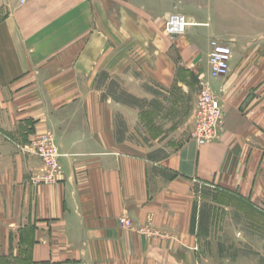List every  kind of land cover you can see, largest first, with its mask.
<instances>
[{"label":"crops","instance_id":"crops-1","mask_svg":"<svg viewBox=\"0 0 264 264\" xmlns=\"http://www.w3.org/2000/svg\"><path fill=\"white\" fill-rule=\"evenodd\" d=\"M171 12L196 25L169 38ZM211 39L232 51L217 80ZM198 75L216 139L155 158L128 140L149 119L107 89L144 100ZM45 133L59 173L33 185L41 163L17 146ZM200 197L264 220V0H0V264H199Z\"/></svg>","mask_w":264,"mask_h":264},{"label":"rangeland","instance_id":"rangeland-1","mask_svg":"<svg viewBox=\"0 0 264 264\" xmlns=\"http://www.w3.org/2000/svg\"><path fill=\"white\" fill-rule=\"evenodd\" d=\"M108 92L148 117L149 125L136 123L134 132L130 133L135 137L127 138L149 146L153 158L170 153L191 137L195 127L198 84L184 90L154 89L150 91V98L144 100L129 97L114 88L107 89ZM118 131L120 138L128 133L121 121ZM199 203L200 218L202 215L199 264H264V220L249 208L245 210L236 203L228 206L225 197H200ZM130 228L129 231L134 230Z\"/></svg>","mask_w":264,"mask_h":264},{"label":"built area","instance_id":"built-area-1","mask_svg":"<svg viewBox=\"0 0 264 264\" xmlns=\"http://www.w3.org/2000/svg\"><path fill=\"white\" fill-rule=\"evenodd\" d=\"M196 25L189 21L179 12H171L165 19V34L174 39L186 33L189 27ZM232 51L227 44L218 40L209 41V51L207 54L208 76L212 80H217L229 71V63ZM198 97L196 102L195 127L191 133V138L198 144H205L216 139L217 130L223 120V110L218 97L211 90L208 80L202 76H197ZM18 151L37 158L41 163V171L32 177L33 185L51 184L56 182L59 173L58 159L60 152L54 142L51 133L35 135L25 145H18ZM119 226L123 230H130L132 223L126 219L119 220ZM139 233H149L142 229Z\"/></svg>","mask_w":264,"mask_h":264},{"label":"trees","instance_id":"trees-1","mask_svg":"<svg viewBox=\"0 0 264 264\" xmlns=\"http://www.w3.org/2000/svg\"><path fill=\"white\" fill-rule=\"evenodd\" d=\"M120 102L125 103V101H120Z\"/></svg>","mask_w":264,"mask_h":264}]
</instances>
